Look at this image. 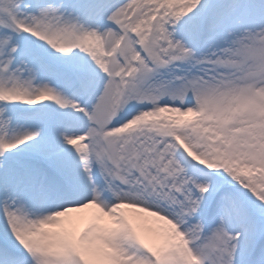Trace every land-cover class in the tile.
<instances>
[{
  "label": "snow or ice",
  "instance_id": "obj_1",
  "mask_svg": "<svg viewBox=\"0 0 264 264\" xmlns=\"http://www.w3.org/2000/svg\"><path fill=\"white\" fill-rule=\"evenodd\" d=\"M0 264H264V0H0Z\"/></svg>",
  "mask_w": 264,
  "mask_h": 264
},
{
  "label": "bare ground",
  "instance_id": "obj_2",
  "mask_svg": "<svg viewBox=\"0 0 264 264\" xmlns=\"http://www.w3.org/2000/svg\"><path fill=\"white\" fill-rule=\"evenodd\" d=\"M126 213H128L129 215H132L133 213H135L136 211L134 210H125ZM96 214L99 215H103L101 213H99V209H95V208H90L88 210H84L83 212H73L70 213L68 217H64L62 219H64L65 221H67L69 219V217L75 218V217H85L87 218L89 221H91L94 216ZM151 221V220H150ZM104 223H106V218L105 221H103ZM155 224H159V226H155ZM162 223H156V222H151L148 224H145L142 226V228L146 231V233L149 235V237L152 239V243L154 244H158L160 243V240L157 238L155 232L153 231V229H159Z\"/></svg>",
  "mask_w": 264,
  "mask_h": 264
}]
</instances>
